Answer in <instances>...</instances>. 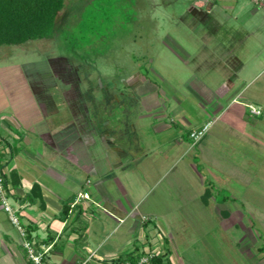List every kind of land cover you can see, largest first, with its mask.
I'll return each mask as SVG.
<instances>
[{"label": "crops", "instance_id": "1", "mask_svg": "<svg viewBox=\"0 0 264 264\" xmlns=\"http://www.w3.org/2000/svg\"><path fill=\"white\" fill-rule=\"evenodd\" d=\"M238 1L191 0L204 9L189 21L197 48L183 50L194 71L203 69L187 86L194 98L129 80L124 91L112 85L109 106L122 111L61 112L45 132L0 135L10 203L25 238L47 249L46 264H115L127 253L151 251L177 264L167 228L205 212L243 231L251 223L242 219L246 211L262 234L240 247L252 246L250 264H264V35L241 27L251 16L237 14ZM206 123L208 132L193 145L189 133ZM212 184L234 193V201L218 200ZM84 192L89 199L62 220L63 204ZM25 238L0 206V264H32Z\"/></svg>", "mask_w": 264, "mask_h": 264}, {"label": "rangeland", "instance_id": "2", "mask_svg": "<svg viewBox=\"0 0 264 264\" xmlns=\"http://www.w3.org/2000/svg\"><path fill=\"white\" fill-rule=\"evenodd\" d=\"M260 4L239 0L243 11L237 14L251 16L241 25L244 30L264 35V3ZM203 10L191 0H65L53 39L0 46V135L14 128L45 132L47 120L56 123L61 112L76 117L82 112L91 116L96 111H122L109 106L112 85L124 91L122 85L129 80L156 81L167 94L179 91L194 98L187 86L202 76L203 69L194 71L183 50L197 48L189 21ZM209 189L220 201H234L226 187L217 190L212 184ZM207 215H190L196 222L186 218L173 230L167 228L177 264H250L247 250L252 246L243 250L242 239L253 245L255 232L262 234L252 215L243 214L242 219L254 225L244 222L243 231Z\"/></svg>", "mask_w": 264, "mask_h": 264}, {"label": "trees", "instance_id": "3", "mask_svg": "<svg viewBox=\"0 0 264 264\" xmlns=\"http://www.w3.org/2000/svg\"><path fill=\"white\" fill-rule=\"evenodd\" d=\"M65 0H0V46H20L30 41L53 39L56 34L58 14L63 10ZM0 177L7 190L8 178L0 168ZM8 193V190H7ZM210 194L206 190L203 199ZM71 205L63 204L60 218L67 220ZM74 222V221H73ZM127 253L115 264H139L147 254ZM145 264H170L163 255H153Z\"/></svg>", "mask_w": 264, "mask_h": 264}, {"label": "built area", "instance_id": "4", "mask_svg": "<svg viewBox=\"0 0 264 264\" xmlns=\"http://www.w3.org/2000/svg\"><path fill=\"white\" fill-rule=\"evenodd\" d=\"M252 1L257 4L264 3V0H252ZM249 110L254 115L261 114V111L259 109H256L252 106H249ZM210 125L211 123H206L201 127L192 130L189 133V138L192 141L193 145H196L204 138V136L208 132ZM88 199H89L88 193L86 192L80 193L74 198L71 206L74 207L77 204H79L82 200H88ZM0 206L2 210L6 213L9 223L19 232V234L23 238H25L26 232L19 220V216H18L19 210L17 207L11 205L7 190L4 186V182L1 177H0ZM22 246L26 252L28 259L32 264H46L45 254L47 252V249L37 248L33 241H29L26 238L24 239ZM146 254H147L146 256H143L139 260V264H145L148 262L149 258H151L153 255H157L155 251L147 252Z\"/></svg>", "mask_w": 264, "mask_h": 264}]
</instances>
